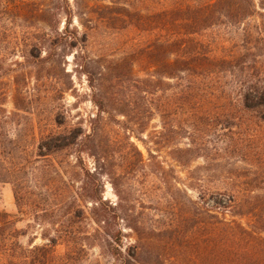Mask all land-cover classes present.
Instances as JSON below:
<instances>
[{
	"label": "rangeland",
	"instance_id": "obj_1",
	"mask_svg": "<svg viewBox=\"0 0 264 264\" xmlns=\"http://www.w3.org/2000/svg\"><path fill=\"white\" fill-rule=\"evenodd\" d=\"M178 1L0 0V212L16 221L25 247L46 243L43 234H62L71 241H59L58 257L118 264L99 241L106 235L96 232L89 197L96 195L109 232L122 230L129 246L137 240L130 226H142L152 242L148 253L163 254L165 264H201L203 232L188 219V198L232 193L228 219L253 222L249 202H264L252 197L264 196V123L253 111L184 106L188 74L171 78L161 64L175 58L169 40ZM263 22L257 14L223 18L204 40L221 54L254 49L264 62V27L255 35L261 41L252 37ZM245 57L253 64L254 56ZM222 75L233 81L230 72ZM54 128L79 134L76 144L34 160ZM12 142L31 160L20 159L35 202L24 212L8 182ZM194 146L201 148L196 156L181 163L178 150ZM75 201L86 217L68 220Z\"/></svg>",
	"mask_w": 264,
	"mask_h": 264
},
{
	"label": "trees",
	"instance_id": "obj_2",
	"mask_svg": "<svg viewBox=\"0 0 264 264\" xmlns=\"http://www.w3.org/2000/svg\"><path fill=\"white\" fill-rule=\"evenodd\" d=\"M175 3L171 18L174 30L169 40L175 58L172 62L166 64L161 62V64L166 67L165 74L171 78L180 77V73L188 74L189 83L182 85L180 89L184 106L190 105L194 111H200L211 104H217L220 108L253 111L258 114L259 121L264 123V62L256 60L257 54L253 49L255 47L251 46L253 50H249L247 54H242L239 50H230L227 54L224 52L221 54L218 47L211 46L206 42L207 40H204L207 32L220 25L223 18L237 21L256 14L264 18V12L259 10L264 9V0H259V4L255 0H202V2L181 0ZM52 14L57 15V12ZM43 19L48 21L46 18ZM263 25L264 22L261 27H258L257 34L252 36L254 39L262 40L260 39L262 37L257 38L255 35H260ZM251 55L254 56L251 60L253 64H249L245 57ZM224 72L233 74L231 83L222 82ZM238 73L242 77L238 78ZM142 82L150 83L151 81L143 80ZM97 105L101 112L105 110L106 106L102 100ZM97 135L94 134V138H97ZM78 137L79 134L73 131L66 133L52 129L38 144L34 160L76 144ZM198 149H201L200 146L179 149L178 151L184 155L178 160L184 164L188 163L196 156ZM19 153L18 143L12 144V156L15 162L9 174L11 180L8 182L13 184L19 211L24 212L35 202L32 192L26 185L28 179L25 178L27 174L25 167L21 166L23 163L21 160L29 163L31 160L30 157L25 158V154L20 156ZM138 153L141 155L140 150ZM90 175L88 171L87 176ZM89 197L94 199L91 212L98 215V218H94L98 226L96 232H103L106 235L98 239L106 242L108 251L118 264H150L151 258H154L158 264H165V259H162L163 254L148 253V247L152 242L144 234L142 226L137 224L130 226L136 232L137 240L125 246L122 230L115 232L108 230L109 223L104 218L103 198L99 195ZM252 197L259 201L264 198L259 194ZM199 198L201 201L188 198V219L191 222L200 223L202 227L201 264H264V217L262 214L264 202L260 204L249 202L248 211L254 219L248 226H244L236 220L228 219V212L232 211L235 204L232 193L217 195L203 193ZM72 204L68 207L70 210L68 213L71 215L68 220L74 217H86L84 209L76 201ZM110 208L116 209L114 206ZM195 209L198 210L197 214L194 213ZM21 235L23 233L17 227L16 221L6 212H0V264H72V255L68 254L66 258H60L56 254L55 247L60 240L67 243L71 241L64 238L62 234L57 236L43 234V239L47 240L46 243L41 245L32 243L29 247L21 244L19 241ZM99 244L103 246V243ZM189 244V247L197 248V242L194 240Z\"/></svg>",
	"mask_w": 264,
	"mask_h": 264
}]
</instances>
